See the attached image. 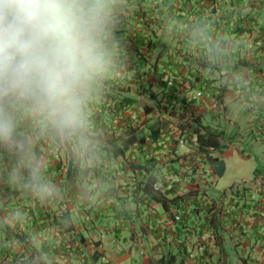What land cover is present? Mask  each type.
<instances>
[{"label":"crops","instance_id":"1","mask_svg":"<svg viewBox=\"0 0 264 264\" xmlns=\"http://www.w3.org/2000/svg\"><path fill=\"white\" fill-rule=\"evenodd\" d=\"M97 7L101 12L91 30L96 66L82 84L83 94L79 97L83 105L96 106L86 109H101L104 121L112 118L116 122L120 111L105 107V99L110 104L113 99L115 105L128 102L131 110L141 113L139 104L148 98L160 104L165 101L168 106L176 99L174 102L186 103L193 90L187 87L197 81L204 85L205 97L195 111L200 114L221 107L225 118L232 124V119L235 120L233 127L234 132L238 129L235 134L238 140L243 138V132L258 137V144L250 145L256 146L251 148L259 154L255 157L246 151L243 153L229 140L221 139L227 148L214 150L213 157L218 160L207 166L209 177L202 179L191 173L197 170L193 164L200 163L194 155L185 157L189 149H179L184 158L165 157L164 142H158L155 148L137 151L135 163L144 167L153 164L151 170L165 181V190H168L165 212L158 201L126 200L125 205L136 213L132 220L119 219L117 226L105 223L108 220L103 224L110 225L114 231L148 233V240L139 239L134 247L125 249L122 245L112 251L106 250L107 245L103 244L98 250L112 264H153L158 257L157 242L165 239V264L168 259L174 264L178 261V249L187 253L184 264H264V128L261 127H264V0L246 3L240 0H99ZM173 77L181 82L178 90L167 86L166 79ZM142 83L145 85L139 93L137 88ZM145 87L147 92L155 93L153 98L143 93ZM110 91L114 95L106 98L104 93ZM247 114L250 125L257 122L260 130H243L242 120H247ZM76 115L73 120H77ZM171 115L165 112L166 118L175 117ZM86 116L89 115L85 110ZM113 127L109 135H127V129L121 124ZM160 135L164 137L165 133ZM226 139L233 140L231 136ZM108 141L109 138L100 145L102 152L109 147ZM228 148H233L240 159L248 156L253 161L244 175L219 190L214 185L216 177L222 176L227 164L233 161L224 152ZM122 166L119 161L113 166L117 171L112 181L120 185V190L133 180L130 166L126 164L125 169ZM237 169L238 166L234 168ZM143 173L139 172L136 180ZM203 180L212 182L209 196L192 191ZM205 201L214 202L213 209L206 210ZM170 210L173 215L169 214ZM176 215L181 218L175 220Z\"/></svg>","mask_w":264,"mask_h":264},{"label":"trees","instance_id":"2","mask_svg":"<svg viewBox=\"0 0 264 264\" xmlns=\"http://www.w3.org/2000/svg\"><path fill=\"white\" fill-rule=\"evenodd\" d=\"M196 82L190 83V88H194ZM143 85L137 88L139 93L143 91ZM147 91L145 87L143 93L152 98L155 96L154 92ZM82 94L80 87L75 109L77 120L71 121L70 125L53 118L47 108L31 98L19 94L0 97V109L10 117L12 126L9 136H0V264H112L98 249L108 241L104 238H111L109 233L115 234L118 241L122 230L114 231L103 223L108 220L105 223L112 222L117 226L119 219L132 220L136 213L125 205L126 200L134 203L143 199L158 201L165 212L168 190H165L164 179H158L159 173L151 170L153 164L144 167L135 163L136 151H146L151 148V141L163 138L159 121H153L139 131L133 129L126 131L127 135L114 137L109 134L116 123L127 129L137 122H132L128 115L131 110L128 102L115 105L113 99L112 104L105 99L104 106L120 111V119L104 121L100 113L103 110L86 109L96 105H83L79 99ZM113 95V91L104 93L106 98ZM176 100L172 105L177 111L183 104L178 105L181 102H174ZM163 104L167 103L164 101ZM85 110L89 116L84 117ZM83 125L92 134L107 135L103 138H109V147L102 152L101 142L98 145L90 143L82 132ZM248 127L260 130L257 122ZM218 136L210 129L201 132L195 128L189 131L188 140L196 139L190 144L195 151L227 147L221 144ZM59 150L64 152V158L58 154ZM98 152L103 154L100 160ZM217 160L212 157L211 162ZM117 161L124 169L126 164L130 166L129 172L133 174H130L132 183L128 182L121 190L120 185L112 181L117 171L113 166ZM211 162L207 161V164ZM142 171V177L136 180V175ZM109 181H112L111 185H108ZM156 182L161 183L157 189L154 187ZM110 198L113 200L109 201ZM183 205L186 206L184 202ZM213 205L210 201L204 203L206 210L213 209ZM169 214L173 215V212L170 210ZM157 244L158 257L153 264H165V239ZM177 254L179 258L175 264H184L188 257L185 250L178 249ZM166 264L174 263L168 259Z\"/></svg>","mask_w":264,"mask_h":264},{"label":"clouds","instance_id":"3","mask_svg":"<svg viewBox=\"0 0 264 264\" xmlns=\"http://www.w3.org/2000/svg\"><path fill=\"white\" fill-rule=\"evenodd\" d=\"M99 0H0V97L35 100L61 122L75 116L77 90L96 66L91 30ZM0 109V136L11 134Z\"/></svg>","mask_w":264,"mask_h":264},{"label":"rangeland","instance_id":"4","mask_svg":"<svg viewBox=\"0 0 264 264\" xmlns=\"http://www.w3.org/2000/svg\"><path fill=\"white\" fill-rule=\"evenodd\" d=\"M247 1H252V0H240L241 3H246ZM150 100H152V99L148 98L146 100V102H143V103H148L149 105L143 104V103L139 104V108H140L139 110L141 111V113H139L138 121L134 125H132L131 128H127L128 132H130L131 130L133 131V129L134 130H141L142 128L147 127L148 124H150L156 120L159 121V126L161 128L160 130L163 133H165V130L170 131L175 126L177 128L181 127V129H182V127L184 128V126H189L190 130L197 128L201 132H203L204 129H210L214 133H218L219 135L223 133V132H221V130H223L225 132L224 135L222 134L221 136H218V139H220V141H221V139L222 140L223 139L229 140L232 144H235L234 147L237 148V150L239 149L243 153L246 151L247 153H250V155H252V156L259 157L257 149L252 150V148H251V146H253V147H256V146L250 145V144H255V143L257 145L258 144V137L257 136L252 137V135L243 132L242 137L245 140H242L243 138H239V140H238L235 137V134L238 131V129H236L234 132V127H233V124H235V120L232 119V121H233V124H232L231 120L228 119V117L225 118L226 116L222 115L224 110L221 109V107H218V109H214V110L209 109V110L205 111L204 113H200V114L196 111L192 115L191 123H188V122H186L185 117H181L178 111L173 110V105H172V107H167L166 105L163 104V102H161V104H160V101L157 103L156 100H152V101H150ZM218 106H220V105H218ZM168 108H169V110H168ZM110 110L112 111V109H110ZM169 111H171V113ZM165 112L172 114L175 117L174 118H166ZM245 112L248 113V110ZM246 117H247L246 121L242 120V127H243V130L245 132H250L251 129H248L249 128L248 125H250V121H251L250 119H248L249 114H247ZM184 119H185V121H184ZM248 122H249V124H248ZM82 132L85 135V138L89 139L90 140L89 142L92 144L98 145L101 142L100 145H102L105 141L103 136H98L97 132L92 134L91 132L86 131L84 128H82ZM227 136L228 137L231 136L233 138V140L232 139H226ZM108 142H110V141H108ZM163 142L165 143L164 139H163ZM259 147H261V145H259ZM226 148L227 147L223 146V150H225ZM224 152H226V154L230 155V157L233 159V161H232L233 163L229 162L226 166V170H225L224 174L222 176L216 177L217 181L214 185L219 190H223L225 186L231 185V183L233 182L234 179H239L242 176V174L244 175L246 170L249 168L250 163L253 161V158L252 157L248 158V156H245L244 158L240 159L238 156L235 155V150L233 148H228ZM63 153H61L62 158H64ZM98 153L99 154H97V157L100 160L101 156H103V154H101L100 152H98ZM58 154H60V153H58ZM213 154H214L213 149H207V150L204 149L203 150L200 148V150H196V151L192 152L191 155H194L193 157L195 158V160H197L198 164L200 163V165L197 166L195 164V167L197 170L194 169L191 173L197 174L202 179H204L205 177H209V169L207 168V166H208L207 161L211 162ZM225 156L226 155H224V157ZM237 166H238V169H237V171H235L234 168ZM111 184H112V181H109L108 185H111ZM73 185H75L76 190H80V188L77 187L76 184H73ZM108 185H106L105 187H107ZM219 190H216V191L218 192ZM192 191H194L196 193H204L207 196H209L210 193L212 192V182H208V181L204 182V180H203L202 182H199V184L197 185V188H195V190L193 189ZM78 214H79V211H78ZM108 235H109L108 237H111V238H104V239H108V241H105L104 244L107 245L106 250H110V251H112L114 249L117 250V249H119L118 247H122V245H125V246H123V247H125V249H126V246H128V247L133 246L134 247L135 243H137L139 241V239L142 240L143 242H146L148 240L147 239L148 233H145V232H141V233L136 232L135 233V231H133V230L121 232L119 234L121 237L118 241L115 240V236H116L115 234L109 233ZM109 240H111V241H109ZM140 244H141V242H139V245ZM36 246L39 247V244H36Z\"/></svg>","mask_w":264,"mask_h":264},{"label":"built area","instance_id":"5","mask_svg":"<svg viewBox=\"0 0 264 264\" xmlns=\"http://www.w3.org/2000/svg\"><path fill=\"white\" fill-rule=\"evenodd\" d=\"M165 81V79H164ZM166 83L167 86H169L170 88H178L180 89L181 87V82L180 81H176L174 78H167L166 79ZM197 83V82H196ZM188 90H190V85L187 87ZM183 89V88H182ZM205 97V91H204V85L197 83L195 85V87L193 88V90H191L190 92V97L187 99L186 103H178V105L183 104V106L181 105V108L177 109V111L179 112L181 117H185L186 118V122L191 123L192 120V115L194 113V111L196 110L197 105L199 104V101L202 100V98ZM194 100V102H192ZM126 111H124L125 113ZM128 115L130 116V119L132 120V122H136L138 121V117H139V112H137L136 110H130ZM185 121V119H184ZM189 126H184V128L179 127L177 128L176 126L174 128H172L170 131L165 130V157L166 156H170V157H179L181 158L183 157V155H181L179 153V149H183L186 148L189 149L185 154V157H189L191 158V153L194 152V148H192V146L190 144L194 143L196 141V139L193 137L192 141L190 142V140H188V134H189ZM158 142H163V139L158 141H151L150 142V146L155 148L158 145ZM137 153V151H136ZM135 154V153H134ZM136 155V154H135ZM134 156V155H133ZM132 157V156H131ZM184 158V157H183ZM131 160V158H129ZM161 186L160 182H156L154 184V187L157 189L158 187ZM180 215H176L175 216V220L180 219ZM125 264H130V263H125Z\"/></svg>","mask_w":264,"mask_h":264}]
</instances>
